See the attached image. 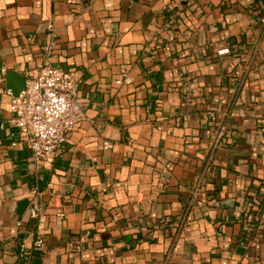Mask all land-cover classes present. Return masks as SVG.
<instances>
[{
  "label": "crops",
  "instance_id": "obj_1",
  "mask_svg": "<svg viewBox=\"0 0 264 264\" xmlns=\"http://www.w3.org/2000/svg\"><path fill=\"white\" fill-rule=\"evenodd\" d=\"M263 12L264 0H0V264H264ZM45 60L81 76L85 117L35 171L5 91ZM252 196L263 224L245 232Z\"/></svg>",
  "mask_w": 264,
  "mask_h": 264
},
{
  "label": "built area",
  "instance_id": "obj_2",
  "mask_svg": "<svg viewBox=\"0 0 264 264\" xmlns=\"http://www.w3.org/2000/svg\"><path fill=\"white\" fill-rule=\"evenodd\" d=\"M264 23V12L261 16ZM46 57L50 54V47H43ZM228 49H222L219 54L228 53ZM48 59V58H46ZM129 78L122 77L115 81L116 84L128 83ZM81 76L73 71L49 65L45 60L37 68L28 70L24 74L23 88L14 95L8 88L6 94L10 97L9 111L11 117L8 123L16 128L21 141L29 151V161L35 171L52 161L58 154L61 146L66 142V135L79 125L84 119L85 113L79 103V86ZM225 127H218L213 134L211 149L218 148L224 139ZM104 148L109 143H103ZM261 197L252 196L248 205L253 212L247 219H243V230L251 231L252 221L257 225L263 224L258 205ZM30 218L36 220L35 238L32 249L43 250V225L45 214L41 206L28 208ZM55 218L60 222L64 219V213L59 212ZM76 245L75 249H80ZM23 245L20 252H23Z\"/></svg>",
  "mask_w": 264,
  "mask_h": 264
},
{
  "label": "water",
  "instance_id": "obj_3",
  "mask_svg": "<svg viewBox=\"0 0 264 264\" xmlns=\"http://www.w3.org/2000/svg\"><path fill=\"white\" fill-rule=\"evenodd\" d=\"M11 77L13 78V77H18V76L16 74L10 73L8 75V79L11 78ZM19 78H21V77H19ZM15 79H17V78H15ZM23 84H24V80H23V78H21L19 86L18 87H13L15 95L18 94V92L23 88ZM26 206H27V201L26 200L21 201L19 203V206H18V212L22 213L24 211V209L26 208Z\"/></svg>",
  "mask_w": 264,
  "mask_h": 264
}]
</instances>
